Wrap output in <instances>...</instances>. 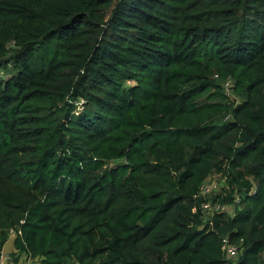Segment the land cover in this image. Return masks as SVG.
<instances>
[{
	"label": "trees",
	"instance_id": "trees-1",
	"mask_svg": "<svg viewBox=\"0 0 264 264\" xmlns=\"http://www.w3.org/2000/svg\"><path fill=\"white\" fill-rule=\"evenodd\" d=\"M16 228L31 264H264V0H0Z\"/></svg>",
	"mask_w": 264,
	"mask_h": 264
},
{
	"label": "built area",
	"instance_id": "built-area-1",
	"mask_svg": "<svg viewBox=\"0 0 264 264\" xmlns=\"http://www.w3.org/2000/svg\"><path fill=\"white\" fill-rule=\"evenodd\" d=\"M226 85V83H225ZM200 193L202 195L211 193V189L208 185L202 184L200 188ZM225 209L223 204H220L219 202H203L201 203V211L206 214L210 215L215 212H220ZM195 211V208L193 209ZM20 235L21 231L20 229H11L10 230V236L13 237L14 235ZM240 248V247H239ZM238 246L235 243H232L228 237H223L221 239V251L223 252V255L230 258H236L238 254L237 253ZM9 256L10 258L6 260L8 264H31L32 257H28L27 255L21 254L15 250L12 253H4L3 248L0 249V263L4 261V257Z\"/></svg>",
	"mask_w": 264,
	"mask_h": 264
},
{
	"label": "rangeland",
	"instance_id": "rangeland-1",
	"mask_svg": "<svg viewBox=\"0 0 264 264\" xmlns=\"http://www.w3.org/2000/svg\"><path fill=\"white\" fill-rule=\"evenodd\" d=\"M11 71V69H10ZM127 83H130V82H127ZM229 84V83H226V85ZM233 84V83H232ZM226 92H228L226 89H225ZM204 184L208 185L209 188L211 189V191H216V192H222V190H226L228 189L229 190V186L228 183H227V178L225 176H222L219 174H213V175H210L207 176L205 178V180L203 181ZM226 187V188H225ZM227 191V190H226ZM223 194H225V192L223 191ZM232 205V204H231ZM208 218V217H207ZM206 218V219H207ZM204 223L200 226V228H198V230H202L204 228ZM237 246H240V243L239 244H236ZM13 249V239L9 238L6 243L4 244L3 246V252L4 253H8V252H11ZM19 255H21L22 253L20 251H18ZM10 257L9 256H5L4 257V261L1 262L2 264L4 262H6L7 259H9ZM7 264V263H6Z\"/></svg>",
	"mask_w": 264,
	"mask_h": 264
},
{
	"label": "clouds",
	"instance_id": "clouds-1",
	"mask_svg": "<svg viewBox=\"0 0 264 264\" xmlns=\"http://www.w3.org/2000/svg\"><path fill=\"white\" fill-rule=\"evenodd\" d=\"M9 238H11L12 239V237L10 236ZM14 238V237H13ZM3 248V247H2ZM13 250V249H12ZM13 251H11L10 253H12Z\"/></svg>",
	"mask_w": 264,
	"mask_h": 264
},
{
	"label": "crops",
	"instance_id": "crops-1",
	"mask_svg": "<svg viewBox=\"0 0 264 264\" xmlns=\"http://www.w3.org/2000/svg\"><path fill=\"white\" fill-rule=\"evenodd\" d=\"M7 262H4L3 264H6ZM0 264H2V263H0ZM8 264V263H7Z\"/></svg>",
	"mask_w": 264,
	"mask_h": 264
}]
</instances>
